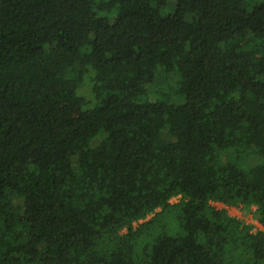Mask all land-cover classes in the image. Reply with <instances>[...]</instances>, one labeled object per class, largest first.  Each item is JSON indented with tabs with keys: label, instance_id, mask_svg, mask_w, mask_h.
I'll return each mask as SVG.
<instances>
[{
	"label": "trees",
	"instance_id": "obj_1",
	"mask_svg": "<svg viewBox=\"0 0 264 264\" xmlns=\"http://www.w3.org/2000/svg\"><path fill=\"white\" fill-rule=\"evenodd\" d=\"M214 201L264 225V0H0V264H264Z\"/></svg>",
	"mask_w": 264,
	"mask_h": 264
},
{
	"label": "rangeland",
	"instance_id": "obj_2",
	"mask_svg": "<svg viewBox=\"0 0 264 264\" xmlns=\"http://www.w3.org/2000/svg\"><path fill=\"white\" fill-rule=\"evenodd\" d=\"M175 1V0H174ZM253 2L251 4L247 5L248 9L252 8ZM173 3H169L165 8H164V12H170L173 9ZM85 90L87 91L88 94H90V86L85 87ZM93 100L94 98L91 97ZM96 100H94L93 103H95ZM179 199V196H176L174 198H172V201H177ZM214 204H216L219 207H224L227 208L228 212L232 215H237L239 217H241L245 222L247 223H253V230H257V229H264V225L261 224L254 216V210L256 208L255 205H253L252 207L248 208L246 206H232V205H227L223 202H217L214 201ZM152 216V214H150L148 216V218ZM143 221V220H141ZM136 225L138 224V222L135 223ZM154 226L156 227V231H166V232H170V233H176L181 229L180 226V222H179V218L177 217L176 211L173 209L171 211H166L165 213H163L162 215H160L156 221ZM126 230V229H124Z\"/></svg>",
	"mask_w": 264,
	"mask_h": 264
}]
</instances>
